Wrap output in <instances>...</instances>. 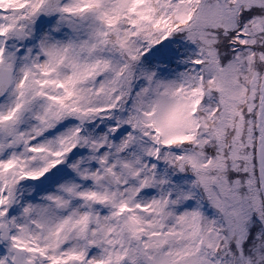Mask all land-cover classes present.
<instances>
[{
	"label": "snow or ice",
	"instance_id": "1",
	"mask_svg": "<svg viewBox=\"0 0 264 264\" xmlns=\"http://www.w3.org/2000/svg\"><path fill=\"white\" fill-rule=\"evenodd\" d=\"M0 264H264V0H0Z\"/></svg>",
	"mask_w": 264,
	"mask_h": 264
}]
</instances>
